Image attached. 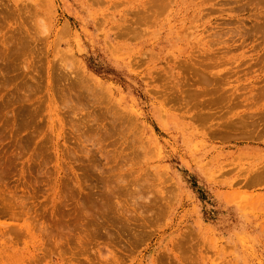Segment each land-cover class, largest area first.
I'll return each instance as SVG.
<instances>
[{"label":"rangeland","instance_id":"374dc122","mask_svg":"<svg viewBox=\"0 0 264 264\" xmlns=\"http://www.w3.org/2000/svg\"><path fill=\"white\" fill-rule=\"evenodd\" d=\"M163 1L0 0V264H264V0Z\"/></svg>","mask_w":264,"mask_h":264},{"label":"bare ground","instance_id":"6f19581e","mask_svg":"<svg viewBox=\"0 0 264 264\" xmlns=\"http://www.w3.org/2000/svg\"><path fill=\"white\" fill-rule=\"evenodd\" d=\"M161 1V0H158ZM165 1V0H164ZM163 1V2H164ZM172 2H174V4L178 3V0H172ZM94 3L97 4L98 0H94ZM110 2L106 5V7L103 8V12H107L110 11ZM161 6V5H158ZM125 34V33H123ZM120 37H123L122 34H119ZM194 35V34H193ZM215 91L221 95L224 94V91L217 87L215 89ZM95 130H92L91 132H94ZM263 131V133H262ZM223 134L222 131H218L216 132V135H221ZM262 134L264 135V129H261L259 131L253 132L251 134H249V136L247 138H249L248 140H257L259 138H261ZM101 141V140H100ZM264 143V142H262ZM259 144V143H258ZM97 148V146H96ZM94 150H96V152L101 153L102 150H100L99 148L95 149V147L93 148ZM93 149H90L93 151ZM90 150H86V152L90 151ZM91 151V152H92ZM244 153L246 154H252L255 156H259L260 154L264 153L263 149H259V148H253V147H247L244 148L242 150ZM90 152V153H91ZM94 153V152H92ZM104 156H108L107 154H104ZM241 175V174H240ZM225 184H229L230 186H233L236 192V202H243L246 203L247 205L251 206V210H253L255 212V214L257 215H264V193L259 194V192H264V166L259 170H255L253 171V169L249 170L245 175H241V178L237 179L236 182H233V180H229L227 183ZM257 186L260 189H255V190H259L257 193L252 191V192H247L246 191V187H254ZM230 188V187H229ZM263 206L261 209L260 207Z\"/></svg>","mask_w":264,"mask_h":264}]
</instances>
